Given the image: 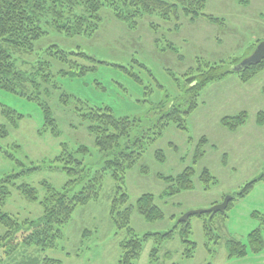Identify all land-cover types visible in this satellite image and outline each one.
Masks as SVG:
<instances>
[{"label": "rangeland", "instance_id": "rangeland-1", "mask_svg": "<svg viewBox=\"0 0 264 264\" xmlns=\"http://www.w3.org/2000/svg\"><path fill=\"white\" fill-rule=\"evenodd\" d=\"M204 13L220 21L211 22L206 16L191 19L184 14L165 21L147 15L138 26L130 28L107 8L100 29L92 36L68 37L43 26L48 34L37 42L32 53L19 55L20 69L34 71L54 43L77 53L73 59L80 66L72 71L78 72L82 66L90 68L84 74L58 73L60 69L71 71L70 66L53 59L56 88L43 89L41 96L52 107L60 135L43 131L45 114L38 99L0 86V126L7 124L10 129L7 137L0 138V179L19 174L9 177L10 182L0 183L1 195H5L1 210L21 223L38 219L43 215L39 200L46 195L43 180L59 191H69L70 196L83 187L84 184L70 186L67 173L53 168L64 166L63 161L54 159L65 143L72 151L80 144L87 145L89 153L79 156L84 157L85 166L92 171L103 167L106 157L95 144L94 135L81 122L74 105L61 101V93L79 98L86 105L107 107L119 117L140 118L150 125V120H156L163 107L168 109L175 104L187 108L185 73L196 68L199 59L225 60L226 66L234 68L232 60H244L253 53L258 40L264 41V0H248L247 4L207 0ZM134 59L145 63L151 73ZM121 64L139 75L142 82L127 73ZM263 88L264 69L248 82H242L237 73L210 82L198 99L197 109L186 118L187 129H180L172 122L168 124L127 172L123 182L115 180L110 173L105 174L99 197L77 206L70 222L62 228L63 235L55 248L22 246L13 252L8 246L0 247V264H23V260L45 264L44 257L60 260L61 264H120V243L130 234L117 228L111 210L114 198L123 192L129 195L126 203L133 205L144 193H153L156 204L165 212L163 219L153 222L135 209L131 225L137 237L166 232L185 213L209 209L229 195L235 197L225 212L190 217L191 238L196 242L193 256L184 255L186 245L179 236L160 246L152 236L143 241V250L134 264H264V248L257 252L249 245V234L261 228L260 218L264 216V117L262 123L258 121V115L264 112ZM5 107L15 109L23 117L18 128L10 126L2 114ZM244 111L247 112L245 123L237 129L223 125L224 117ZM7 150L14 158L7 156ZM36 165L42 169L23 172ZM188 166L195 169L194 189L171 194L177 185L164 176H176ZM205 169L215 178L203 181L201 175ZM251 182L253 186L245 192ZM22 183L37 188V201L21 192ZM117 204L120 209L128 206L119 200ZM5 233L6 228L0 223V236ZM230 238L246 244L244 256H229ZM155 247L158 251L153 255Z\"/></svg>", "mask_w": 264, "mask_h": 264}, {"label": "trees", "instance_id": "trees-1", "mask_svg": "<svg viewBox=\"0 0 264 264\" xmlns=\"http://www.w3.org/2000/svg\"><path fill=\"white\" fill-rule=\"evenodd\" d=\"M240 4H247L248 0H236ZM207 0H0V86L17 93L26 95L31 99H38L45 114V124L43 131L51 130L55 135L61 134V129L57 122L50 103L43 98V89L48 91L50 87L56 88L54 77V60L68 63L71 71L60 69L58 73L64 74H84L90 67L82 66L78 72H74L75 66H80L78 61L73 59L77 53L62 48L59 44H51L43 54V59L38 61L34 71L20 69L17 62L21 54L32 53L37 42L46 37L48 31L45 27H52L54 30L67 35L92 36L103 23V12L105 9L111 10L112 14L130 28L138 26L145 16H158L165 21L172 18H179L180 14L196 19L206 16L211 22H219L220 19L212 14L204 13ZM258 40L253 46L256 48ZM173 48V47H172ZM87 57L86 54H81ZM52 58V59H50ZM54 59V60H53ZM95 60V59H94ZM243 59L235 58L231 65L236 66ZM97 61V60H96ZM140 66H143L149 73L151 71L147 65L134 59ZM127 73L135 76L142 82L139 75L133 72L126 65H120ZM78 68V67H76ZM264 69V60L255 65L248 66L241 71L226 66L223 61L200 60L196 68H190L186 73V91L189 94L187 108L182 109L179 105L173 104L170 108L161 109L160 115L152 123L142 122V119L130 116H116L107 107H94L70 94L61 93V101L66 105H74L75 112L81 118V122L86 124L87 129L94 135L95 144L105 155V162L101 169L92 171L84 164V157L80 154H88L87 145L80 144L75 151L70 150L68 145H63L62 152L56 156L54 161H63L62 168L55 167L57 170H64L69 176L70 186L84 184L83 187L71 196L66 190L55 189L48 180H43L42 184L46 190L44 199L39 200L43 207V215L38 219H26L21 223L13 216L3 212L0 208V223L6 228V233L0 236V247H9L10 251L22 246H38L43 250L55 248L59 239L63 235V227L70 222L72 215L79 205H85L91 200L99 197L102 189L105 174L110 175L118 181L125 180L127 172L135 167L138 160L148 148L149 144L156 140L164 131L168 124L175 123L178 128L186 130V118L198 107V99L206 86L213 81L225 77L229 73H237L242 82H248L255 77L260 70ZM161 86V84H160ZM162 87V86H161ZM264 90V88H263ZM42 97V99H41ZM2 114L9 122L10 126L18 128L21 115L15 109L3 108ZM262 115H258L259 123H262ZM247 112L239 115L226 116L222 119L223 125L237 129L245 123ZM142 122V123H141ZM10 134L7 124L0 126V138H5ZM0 149L2 147L0 146ZM7 156H14L5 152ZM159 154V152L157 153ZM53 161V162H54ZM42 169L38 165L34 168L24 169L23 172H34ZM18 173L8 174L0 179L2 182H10L9 177L18 176ZM195 169L191 166L185 168L176 176H164L166 180L177 185L176 192L194 189L193 177ZM213 174L205 169L201 175L203 181H210ZM215 178V177H214ZM254 182H251L245 189L247 192ZM122 188V187H121ZM21 192L32 201H37V188L28 184H19ZM0 191V205L4 202L3 193ZM240 193L242 195L245 194ZM128 193L123 192L120 197L113 200L111 214L113 221L118 229H126L129 238L123 239L120 243L122 254L120 264H134L143 250V241L154 236L158 245H162L167 240H173L177 236L186 245L184 255L193 256L196 242L192 240V225L190 219L179 222L166 232L146 233L144 236L137 237L131 225V218L136 209L144 216L147 221H157L165 216L164 210L156 204V197L153 193H144L137 200L135 205L126 203ZM118 198V199H117ZM235 197L233 198V200ZM117 200L121 204H126L124 209L117 206ZM229 203L228 208L233 204ZM210 216L212 213H208ZM204 215V214H202ZM213 219V217H211ZM261 228L254 229L249 234V245L255 251L264 248V216H261ZM209 229L211 226L207 225ZM229 256L242 257L246 254V244L235 238L227 240ZM158 251L155 247L153 255ZM8 252V251H6ZM10 255L12 252H8ZM13 257V256H12ZM35 258L34 261L39 262ZM45 264H61L60 260L44 257ZM23 264H33L28 260H23Z\"/></svg>", "mask_w": 264, "mask_h": 264}, {"label": "water", "instance_id": "water-1", "mask_svg": "<svg viewBox=\"0 0 264 264\" xmlns=\"http://www.w3.org/2000/svg\"><path fill=\"white\" fill-rule=\"evenodd\" d=\"M264 60V41H260L258 43V45L256 46V48L254 49L253 53L248 56L247 58H245L244 60H242L239 64H237L234 67L235 71H241L242 69L251 66V65H255V64H259ZM233 199V197L231 195L226 196L225 199L223 200L222 203H218L216 205H214L213 207L209 208V209H196V210H191L187 213H185L180 219L179 222H183V221H187L190 219L191 216L193 215H202L205 213H212L215 214L219 211L221 212H225L229 206V203L231 202V200Z\"/></svg>", "mask_w": 264, "mask_h": 264}, {"label": "flooded vegetation", "instance_id": "flooded-vegetation-1", "mask_svg": "<svg viewBox=\"0 0 264 264\" xmlns=\"http://www.w3.org/2000/svg\"><path fill=\"white\" fill-rule=\"evenodd\" d=\"M232 197L234 198V196H232ZM232 200H233V199H232ZM232 200H231V201H232Z\"/></svg>", "mask_w": 264, "mask_h": 264}]
</instances>
